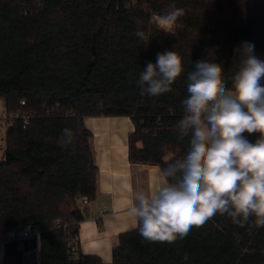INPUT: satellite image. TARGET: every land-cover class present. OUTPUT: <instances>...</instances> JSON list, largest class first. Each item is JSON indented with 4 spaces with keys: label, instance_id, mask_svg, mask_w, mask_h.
Segmentation results:
<instances>
[{
    "label": "trees",
    "instance_id": "obj_1",
    "mask_svg": "<svg viewBox=\"0 0 264 264\" xmlns=\"http://www.w3.org/2000/svg\"><path fill=\"white\" fill-rule=\"evenodd\" d=\"M170 5L185 13L172 34L152 21ZM138 29L149 42L135 36ZM245 41L264 59V0H0V97L11 117L0 162V241L17 227L40 231L7 242L3 264H23L38 244L39 264H264V227L254 218L239 227L219 214L171 245L147 242L136 228L123 232L110 263L72 249L83 200L98 192L85 118L129 116L130 161L163 167L187 152L189 138L176 127L187 73L214 53L231 88L234 49ZM166 50L180 54L184 72L172 91L141 96L140 72ZM64 128L74 134L66 148L57 143ZM245 135L254 141L259 133Z\"/></svg>",
    "mask_w": 264,
    "mask_h": 264
},
{
    "label": "clouds",
    "instance_id": "obj_2",
    "mask_svg": "<svg viewBox=\"0 0 264 264\" xmlns=\"http://www.w3.org/2000/svg\"><path fill=\"white\" fill-rule=\"evenodd\" d=\"M184 14L182 8L170 5L152 21L172 34ZM135 36L149 42L142 30ZM234 51L238 67L230 77L231 88L214 53L187 73L188 95L176 126L181 139L189 138L187 152L157 166L153 185L131 194L126 211L147 242L174 244L217 214L239 227L253 218L257 228L264 227V59L251 42H242ZM183 72L179 53H157L156 62H147L140 72L136 82L140 95L159 97L172 91ZM245 133L259 136L251 141ZM73 139V131L64 128L57 143L66 148Z\"/></svg>",
    "mask_w": 264,
    "mask_h": 264
},
{
    "label": "crops",
    "instance_id": "obj_3",
    "mask_svg": "<svg viewBox=\"0 0 264 264\" xmlns=\"http://www.w3.org/2000/svg\"><path fill=\"white\" fill-rule=\"evenodd\" d=\"M85 124L93 133L91 145L99 169L98 192L95 200L89 201L85 218L79 223L75 250L98 255L110 263L120 234L135 229L126 211L131 194L153 185L154 171L159 165L130 161L129 136L135 125L129 116H89ZM4 249L0 244V264H3ZM33 249L24 253L23 264H39V257L31 256Z\"/></svg>",
    "mask_w": 264,
    "mask_h": 264
},
{
    "label": "rangeland",
    "instance_id": "obj_4",
    "mask_svg": "<svg viewBox=\"0 0 264 264\" xmlns=\"http://www.w3.org/2000/svg\"><path fill=\"white\" fill-rule=\"evenodd\" d=\"M178 25L175 28L174 31L178 29ZM10 118L6 112V105H5V99L3 97H0V162L5 160V152H6V135H7V128L8 123L10 121ZM35 249V250H34ZM31 252V256L36 255V257H39V248H34ZM33 253V254H32ZM75 257H77V252L74 254Z\"/></svg>",
    "mask_w": 264,
    "mask_h": 264
},
{
    "label": "built area",
    "instance_id": "obj_5",
    "mask_svg": "<svg viewBox=\"0 0 264 264\" xmlns=\"http://www.w3.org/2000/svg\"><path fill=\"white\" fill-rule=\"evenodd\" d=\"M89 200L84 199L83 205L88 206ZM40 231L38 228L32 226L17 227L10 230L6 236L0 241V244L5 246L9 241H20L26 238H33L39 236ZM72 249L75 250V246H72Z\"/></svg>",
    "mask_w": 264,
    "mask_h": 264
}]
</instances>
